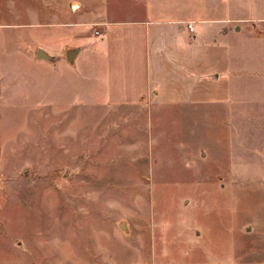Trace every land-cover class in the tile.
Here are the masks:
<instances>
[{
	"label": "rangeland",
	"instance_id": "obj_1",
	"mask_svg": "<svg viewBox=\"0 0 264 264\" xmlns=\"http://www.w3.org/2000/svg\"><path fill=\"white\" fill-rule=\"evenodd\" d=\"M146 1L0 0V264H264V48L244 100L167 105L99 106L66 58Z\"/></svg>",
	"mask_w": 264,
	"mask_h": 264
},
{
	"label": "crops",
	"instance_id": "obj_2",
	"mask_svg": "<svg viewBox=\"0 0 264 264\" xmlns=\"http://www.w3.org/2000/svg\"><path fill=\"white\" fill-rule=\"evenodd\" d=\"M151 1L144 16L110 25L104 36L79 45L75 68L91 76L87 94L99 106L193 100L203 80L221 99L225 92L242 101L248 88H256L263 73L264 14L249 15L243 3L235 9V0ZM101 87L106 94L98 98Z\"/></svg>",
	"mask_w": 264,
	"mask_h": 264
},
{
	"label": "water",
	"instance_id": "obj_3",
	"mask_svg": "<svg viewBox=\"0 0 264 264\" xmlns=\"http://www.w3.org/2000/svg\"><path fill=\"white\" fill-rule=\"evenodd\" d=\"M79 49H80V46H74V47L67 48L66 56L70 62L74 63L75 56L78 53ZM37 57L38 58H45V59H53V54L49 53L43 47H38L37 48ZM125 226H126V222L123 221L121 223V227L125 228Z\"/></svg>",
	"mask_w": 264,
	"mask_h": 264
},
{
	"label": "built area",
	"instance_id": "obj_4",
	"mask_svg": "<svg viewBox=\"0 0 264 264\" xmlns=\"http://www.w3.org/2000/svg\"><path fill=\"white\" fill-rule=\"evenodd\" d=\"M189 25H190L191 29H193V25H192V23H191V22H189Z\"/></svg>",
	"mask_w": 264,
	"mask_h": 264
}]
</instances>
